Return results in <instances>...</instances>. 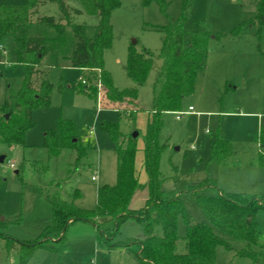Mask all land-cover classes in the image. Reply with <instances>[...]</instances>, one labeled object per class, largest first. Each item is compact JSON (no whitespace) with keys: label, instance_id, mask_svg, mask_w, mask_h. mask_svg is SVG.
<instances>
[{"label":"rangeland","instance_id":"1","mask_svg":"<svg viewBox=\"0 0 264 264\" xmlns=\"http://www.w3.org/2000/svg\"><path fill=\"white\" fill-rule=\"evenodd\" d=\"M257 1L191 0L189 16L184 23L186 40L195 32L210 34L211 39L205 63L197 74L195 91L183 100L181 112L184 115L180 119L177 113L167 112L162 116L164 128L160 142L165 150L160 168L165 196H180L197 223H208V220L189 190L207 180L215 181L226 193L257 197L264 203V175L261 174L264 168L260 166V153L264 150L260 144L264 127V27L257 22L242 28L254 20ZM26 2L0 0V4ZM120 2L121 6L112 13V45L104 54L105 69L118 90L131 89L135 85L126 71L131 47L139 52L146 49L155 53L150 76L139 88L137 105L142 111L131 118L112 108L103 109L100 82L83 81L82 85L86 71L56 66L55 54L44 58L43 64L50 66L49 80L55 87L51 107L34 111L35 128L25 136L30 148L16 149L0 144L1 156H7L0 164V234L5 236L0 237V264H21L20 248L15 246L10 250L7 245H11L12 240H15L13 245L35 242L52 224L53 211L43 196L60 193L64 200L70 201L72 193L79 190L81 197L75 205L92 210L97 205L98 188L117 183L116 144L102 132L104 123H117L126 136L139 134L136 159L139 189L131 207L140 210L145 206L148 175L144 147L148 118L154 106L153 87L163 66L159 57L166 36L163 29L179 21L184 0ZM66 4L70 9L82 11L77 0H66ZM61 15L59 4L46 0L38 8L35 20L45 16L59 20ZM75 22L86 25V36L91 38L101 19L80 13L75 16ZM32 28L31 36L56 37L51 29ZM239 28L240 34L232 35ZM71 37L69 31L66 44L57 45L60 64L71 55ZM2 46L0 106L19 94L26 72L24 65L18 63L14 41L8 38ZM80 87L91 91L97 87V97L81 91ZM190 107L194 112L187 114ZM59 120L75 122L77 139L89 147L87 158L78 162L75 150H65L59 157L52 158L43 147L45 134L57 130ZM93 129L95 134L90 136ZM218 136L231 142L234 151L224 165L211 160L212 143ZM10 162H14L16 168L12 169ZM94 175L96 182L92 181ZM214 193V190H206L202 194ZM256 224L258 243L249 245L226 237L228 246L218 249L217 264H264V209L258 212ZM216 233L219 232L216 230ZM155 234L162 236V229L157 227ZM185 234L186 227L180 219V254L186 253L182 239ZM97 237L94 226L77 222L67 231L63 252L40 249L28 264H140L136 256L137 243L129 249L110 251ZM143 238V228L130 220L122 225L116 242L133 243ZM51 245L60 247L55 242ZM245 252L256 255L241 256Z\"/></svg>","mask_w":264,"mask_h":264},{"label":"trees","instance_id":"2","mask_svg":"<svg viewBox=\"0 0 264 264\" xmlns=\"http://www.w3.org/2000/svg\"><path fill=\"white\" fill-rule=\"evenodd\" d=\"M45 1L0 4V62L2 44L11 38L16 46L18 63L26 69L19 94L10 97L0 106V144L9 148L25 147L27 132L35 128L34 111L51 107L55 87L49 80L50 66L43 64L49 54L56 55V66L86 71L82 85L87 81L100 82L104 97L103 109L112 108L129 114L131 118L142 111L137 105L139 88L146 84L154 65L155 53L146 49L139 52L131 47L126 71L135 86L118 90L110 72L105 69L104 54L112 45V13L121 6L120 0H77L82 5V11L70 9L66 0H54L60 7V19L45 16L35 20L38 8ZM191 6V0H184L179 21L163 29L166 36L159 53L163 66L153 87L154 106L149 116L144 148V166L149 177V193L144 208H131V202L139 189L137 138L124 135L117 123H104L102 132L109 135L116 144L117 183L98 189L97 205L92 210L80 209L75 205V201L81 197L79 190L72 193L70 201L64 200L60 193L43 196L52 208L53 222L37 241L19 243L21 264H28L40 249L63 252L66 249L64 244L67 231L77 222L94 226L98 242L104 243L110 251L129 249L130 245L137 243L139 251L136 256L140 264H217L218 249L228 246L226 237L249 245L258 243L256 218L258 212L264 209V203L257 197L226 193L219 189L215 181L207 180L189 190L208 220V223H197L180 196L168 198L163 191L160 168L165 150L160 142L164 128L162 116L167 112H181L185 97L194 93L197 74L205 63L211 39L210 34L200 32L190 34L189 40L185 39L184 23ZM80 13L99 16L101 19L91 38L86 36L88 27L75 22V16ZM257 22L264 27V0L257 1L254 20L245 23L242 28ZM33 26L51 29L56 37L31 36ZM69 31L72 33L71 55L64 58V64H60L57 45L66 44ZM239 31L241 28L232 35H239ZM80 88L90 96L97 97V87L92 91L86 87ZM260 140L264 149V127ZM43 147L52 158L59 157L65 150H75L78 162L87 158L89 151V147L77 139L75 122L68 120H59L57 130L45 134ZM263 151L260 153L262 168ZM211 153V160L220 165H224L234 155L231 142L219 136L212 144ZM17 174L20 175L21 171ZM206 190H214L215 193L202 194ZM180 219L186 227V234L182 238L186 247L185 254L178 252ZM130 220L136 221L143 228L144 238L133 243H117L122 225ZM157 227L162 229V236L155 234ZM0 237L5 236L0 234ZM14 242L12 240L11 245H7L10 250L17 246L13 245ZM54 242L60 247L51 245ZM255 255L241 253V256L246 257Z\"/></svg>","mask_w":264,"mask_h":264},{"label":"crops","instance_id":"3","mask_svg":"<svg viewBox=\"0 0 264 264\" xmlns=\"http://www.w3.org/2000/svg\"><path fill=\"white\" fill-rule=\"evenodd\" d=\"M3 49H4V48H3V46H2V50H3ZM190 108H193V107H190ZM190 108H189V111H190ZM193 112H194V109L192 110L191 113H193ZM191 113H190V114H191ZM33 116H34V115H33ZM148 121H149V118H148ZM147 125H148V124H147ZM93 130H94V129H93ZM91 131H92V130H90V136H93V135H91ZM94 132H95V131H94ZM94 134H95V133H94ZM213 142H214V141H213ZM212 144H213V143H212ZM15 148H16V149H18V148L21 149V147H15ZM28 148H30V146H28V145L25 143L24 150H25V149L27 150ZM144 148H145V147H144ZM1 155H2V153H0V156H1ZM4 156H5V161H6L7 156H6L5 154H4ZM11 163H13V164L15 165L14 162H10V164H11ZM10 164H9V165H10ZM10 167H11V166H10ZM11 168H12V167H11ZM15 168H16V165H15ZM12 169H14V168H12ZM263 172H264V171H263ZM263 172L261 173L262 175H264ZM16 173H18V171H17ZM137 173H138V172H137ZM94 177L96 178V180L93 179ZM138 177H139V175H138ZM92 181H93V182H96V181H97V176L94 175V176L92 177ZM148 181H149V177H148ZM104 186H105V185H104ZM98 189H99V188H98ZM148 193H149V191H148ZM147 199H148V194H147L146 201H147ZM132 201H133V200H132ZM146 201H145V202H146ZM131 206H132V202H131ZM131 208H132V207H131ZM133 210H134V209H133ZM140 240H141V239H140ZM17 246L20 248L19 245H17Z\"/></svg>","mask_w":264,"mask_h":264},{"label":"built area","instance_id":"4","mask_svg":"<svg viewBox=\"0 0 264 264\" xmlns=\"http://www.w3.org/2000/svg\"><path fill=\"white\" fill-rule=\"evenodd\" d=\"M100 102H101V105H102V100H100ZM192 110H193V108H190V111H189V112H186V113H187V114H190V113L192 112ZM186 113H185V114H186ZM177 115H178V119H180V117L183 116L184 113H182V112H178ZM94 133H95L94 130H92V131H91V135H94ZM10 166H11L12 168H15V165H14L13 163H11ZM93 179L96 180L95 177H94ZM92 264H93V263H92Z\"/></svg>","mask_w":264,"mask_h":264},{"label":"water","instance_id":"5","mask_svg":"<svg viewBox=\"0 0 264 264\" xmlns=\"http://www.w3.org/2000/svg\"><path fill=\"white\" fill-rule=\"evenodd\" d=\"M138 133H135L133 135L134 138H137L138 137ZM5 162V156H0V164H3Z\"/></svg>","mask_w":264,"mask_h":264}]
</instances>
